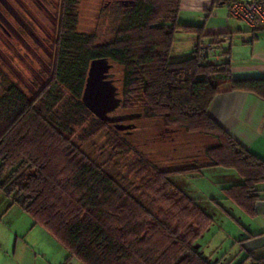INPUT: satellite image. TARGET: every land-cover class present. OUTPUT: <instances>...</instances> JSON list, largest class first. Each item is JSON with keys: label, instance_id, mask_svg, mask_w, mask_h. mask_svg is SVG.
Instances as JSON below:
<instances>
[{"label": "trees", "instance_id": "1", "mask_svg": "<svg viewBox=\"0 0 264 264\" xmlns=\"http://www.w3.org/2000/svg\"><path fill=\"white\" fill-rule=\"evenodd\" d=\"M79 2L60 0L52 72L37 95L11 81L0 83V193L68 251L66 263L225 264L205 256L199 244L214 217L171 177L208 168L233 171L242 182L223 189L225 199L256 217L264 160L215 121L210 107L224 84L226 91L264 100V78L234 79L225 47L231 43L222 39L227 35L206 41L205 26L182 24L183 0H133L122 9L125 21L115 38L102 43L77 31ZM179 32L198 37L189 57L173 54ZM206 44L215 56L207 54ZM98 60L122 68L121 105H139V114L162 126L169 141L177 142L179 131L210 139L209 162L164 171L142 160V171L154 169L155 175L138 187L87 156L70 136L89 123L85 142L107 124L83 101L91 64ZM240 264H264V256L248 255Z\"/></svg>", "mask_w": 264, "mask_h": 264}, {"label": "rangeland", "instance_id": "2", "mask_svg": "<svg viewBox=\"0 0 264 264\" xmlns=\"http://www.w3.org/2000/svg\"><path fill=\"white\" fill-rule=\"evenodd\" d=\"M132 1L80 0L77 31L93 35L96 43L112 41L124 25L126 14L122 9H127ZM59 14L60 0H0V83L11 81L30 97L37 95L51 76ZM189 37L179 32L175 47H190ZM112 65L108 78L118 89L117 97L121 99L123 70L116 63ZM138 106L126 108L120 103L107 114L109 120L105 121V127L85 142L81 139L84 129L90 124L75 127L70 136L72 142L91 159L106 164L108 169L115 168L116 175L126 177L138 187L145 184L147 176L154 174L151 173L154 169L142 171L145 166L141 164L142 160L164 171L200 167L209 162L206 149L214 144L210 139L179 131L174 134L178 137L177 142H171L162 135L165 132L162 126L139 114ZM37 109H40V104ZM117 125L129 128L120 130ZM125 143L132 149L130 152L123 148ZM224 170L211 171L208 168L200 174L175 175L171 180L181 190L187 185L189 196L200 202L203 208L212 207L208 199L223 196L219 201L217 199L222 206H219L221 215L218 217L222 222L216 219L199 244L204 255L211 256V259L226 257L223 263L232 261L231 264H240L244 260L239 257L241 248L236 246L232 251L235 245L230 240L235 238V233L230 219L236 217L242 224L246 219L242 218L241 210L235 204L225 199L219 187L223 188L224 183L219 182L217 172ZM184 181H187L186 185ZM207 200L209 204H206ZM212 212L213 209L209 212L213 216ZM214 252L218 254L213 255ZM228 253L230 255H226ZM68 256V251L50 233L41 226H35L29 214L18 206H12L11 200L0 193V264H80L77 260L66 263Z\"/></svg>", "mask_w": 264, "mask_h": 264}, {"label": "crops", "instance_id": "3", "mask_svg": "<svg viewBox=\"0 0 264 264\" xmlns=\"http://www.w3.org/2000/svg\"><path fill=\"white\" fill-rule=\"evenodd\" d=\"M230 4L231 0H219L216 6H214L215 0H183L180 21L185 25L205 26V34L208 36L206 41L222 35H227L230 38L231 44H226L225 47L230 53L229 61L234 79L264 78V27H258L255 30L245 22L232 18L229 13ZM188 40L187 42L191 43V46L187 49L176 48V40L173 50L175 57H189L192 54L198 43V37L190 35ZM227 88L228 85L224 84L221 88L222 92L213 101L210 107L211 117L239 144L264 160V100L251 93L226 91ZM216 169L218 168H211V171ZM217 174L219 182L223 181L224 183L223 188L219 186L221 190L242 182V179L230 170L218 171ZM186 183L187 181H184L185 185ZM182 189L189 195L190 190L187 185ZM258 189L261 200L256 206V217L251 218L241 211L242 218L246 219L245 224H242L236 217H234L235 220L230 219L234 223L231 227L234 228L233 232L235 233V238H230V241L233 242L232 245H235L232 251L236 246L240 247L239 257L241 259H246L248 255L264 256V184H261ZM222 198L223 196L208 199L212 205L215 222L217 220L222 222L221 218L218 219L222 206L219 208L214 200L218 199L219 201ZM208 200L206 204H209ZM198 203L200 204V202ZM218 203L220 204V202ZM211 208L205 207L208 212L212 210ZM236 225L237 227H235ZM224 236L222 235V237ZM203 253L205 254V252ZM216 254L218 252H214L213 255ZM226 255H230V253ZM207 257L211 259V256ZM226 259L224 257L222 260L217 258L211 260L222 263Z\"/></svg>", "mask_w": 264, "mask_h": 264}, {"label": "water", "instance_id": "4", "mask_svg": "<svg viewBox=\"0 0 264 264\" xmlns=\"http://www.w3.org/2000/svg\"><path fill=\"white\" fill-rule=\"evenodd\" d=\"M112 65L108 60H98L91 64L87 87L83 96L86 106L100 119L108 121L107 114L115 110L121 103L118 89L112 80H108ZM117 129L129 126L117 125Z\"/></svg>", "mask_w": 264, "mask_h": 264}, {"label": "built area", "instance_id": "5", "mask_svg": "<svg viewBox=\"0 0 264 264\" xmlns=\"http://www.w3.org/2000/svg\"><path fill=\"white\" fill-rule=\"evenodd\" d=\"M230 16L245 22L250 28L264 27V2L263 0H231L229 8ZM225 43H230L229 37L222 38ZM217 42L222 41L217 39ZM207 54L215 56L216 50L211 44L205 45ZM217 60L219 58L217 57Z\"/></svg>", "mask_w": 264, "mask_h": 264}, {"label": "flooded vegetation", "instance_id": "6", "mask_svg": "<svg viewBox=\"0 0 264 264\" xmlns=\"http://www.w3.org/2000/svg\"><path fill=\"white\" fill-rule=\"evenodd\" d=\"M108 80H110V79L108 78Z\"/></svg>", "mask_w": 264, "mask_h": 264}]
</instances>
